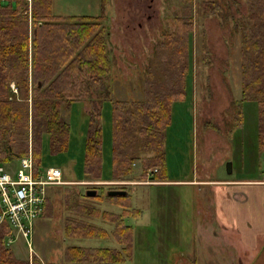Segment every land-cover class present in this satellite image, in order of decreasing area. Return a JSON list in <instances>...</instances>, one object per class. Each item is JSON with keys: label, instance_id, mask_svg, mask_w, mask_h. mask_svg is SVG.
Listing matches in <instances>:
<instances>
[{"label": "rangeland", "instance_id": "374dc122", "mask_svg": "<svg viewBox=\"0 0 264 264\" xmlns=\"http://www.w3.org/2000/svg\"><path fill=\"white\" fill-rule=\"evenodd\" d=\"M206 2L214 4L210 14L200 10ZM30 3L27 0L28 17ZM50 11L60 17L97 18L106 40L108 89L101 84L91 89L88 99L59 107V116L69 126L66 152L51 155L43 139L40 163L43 168L60 169L63 180L75 184L49 188L45 212L33 223L29 246L21 238L11 237L6 248L11 245L21 257L33 252L43 264H62L70 246L117 249L125 258L123 264H246L240 260L227 263L229 257H236L229 247L234 240L220 230L227 227L221 225L217 209V195L221 197L226 186L217 182L264 178L258 106L253 101L240 102L241 36L249 26L245 1L50 0ZM187 18L191 24L190 67L182 80L187 77L183 86L188 82L190 93L173 106L165 132L166 179L170 182L140 180L137 162L133 173L121 180L84 177L83 139L90 106L94 112L101 111L105 179L110 176L108 103L142 102L148 90L146 82L159 89L167 86V77L178 76L182 63H169V58L161 55V44L177 26L176 20L185 23ZM9 89L14 99L20 98L12 83ZM237 110L240 115L235 119ZM136 146L140 153L141 145ZM226 163L231 164L229 175ZM2 165L5 170H15L18 161ZM87 190L95 191V196L86 197ZM109 190L124 191L126 200H107ZM67 218L102 229L108 237H66ZM117 223L130 228L128 255L123 251L125 245L112 238Z\"/></svg>", "mask_w": 264, "mask_h": 264}, {"label": "trees", "instance_id": "16d2710c", "mask_svg": "<svg viewBox=\"0 0 264 264\" xmlns=\"http://www.w3.org/2000/svg\"><path fill=\"white\" fill-rule=\"evenodd\" d=\"M0 1L6 2L5 5L0 3V164L18 161L30 152L33 169L38 172L43 168L40 163L43 139L47 140L51 155L66 152L69 126L59 116V107L88 99L91 89L96 90L107 78L110 66L106 40L99 31L97 18L54 16L50 11V0H31L29 17L27 0ZM244 1L248 8L249 26L245 29L247 33L241 36L240 102L253 101L257 104L258 137L264 148V0ZM200 6L202 12L210 14L214 4L206 2ZM176 21L177 26L161 44V55L168 57L173 66L182 63L178 76L172 74L167 77V86H159V89L146 82L148 90L142 102L108 103L110 176L105 179L102 176L101 111L94 112L90 106L83 139L84 177L90 180H121L133 173L132 166L137 162L140 180L168 181L164 158L165 132L171 122L173 106L183 102L186 94L190 93L188 82L183 86L187 77L184 80L182 77L190 67L191 24L188 18L185 23ZM10 83L19 92L17 100L9 89ZM239 115L237 110L235 119ZM137 144L142 147L140 153L136 152ZM152 170L154 172L149 174ZM106 199L125 201L126 197ZM115 228L112 238L125 245L123 251L128 255L130 228L121 223H117ZM64 232L66 237H108L102 229L73 218L66 219ZM8 237V228L0 225V264L13 263L4 241ZM64 254L66 258L62 264L125 262L123 255L112 248L70 246ZM33 264H39L38 260L33 259Z\"/></svg>", "mask_w": 264, "mask_h": 264}, {"label": "crops", "instance_id": "0c3cea01", "mask_svg": "<svg viewBox=\"0 0 264 264\" xmlns=\"http://www.w3.org/2000/svg\"><path fill=\"white\" fill-rule=\"evenodd\" d=\"M101 84L104 90L108 89L106 79ZM104 104L101 102V105ZM217 183L226 185L221 197L217 195V209L220 210L221 225L225 224L227 227H222L220 230L229 234V237L234 240L229 247L232 248V253L236 257H229L227 263H236V260H240L245 261L246 264H264V178L237 179ZM10 246L9 253L13 263L8 264H33V259L43 264L41 258L33 252L26 257H21L20 253ZM28 252L30 253V249ZM229 252L228 249V254Z\"/></svg>", "mask_w": 264, "mask_h": 264}, {"label": "built area", "instance_id": "2783aa9c", "mask_svg": "<svg viewBox=\"0 0 264 264\" xmlns=\"http://www.w3.org/2000/svg\"><path fill=\"white\" fill-rule=\"evenodd\" d=\"M69 184L75 182L64 181L61 170L56 167L35 172L30 152L18 160L15 170L9 167L5 170L0 164V225L4 224L10 231L5 245L13 237L21 238L28 247L33 223L43 214L49 188Z\"/></svg>", "mask_w": 264, "mask_h": 264}, {"label": "water", "instance_id": "95a60500", "mask_svg": "<svg viewBox=\"0 0 264 264\" xmlns=\"http://www.w3.org/2000/svg\"><path fill=\"white\" fill-rule=\"evenodd\" d=\"M225 173L227 175H229L231 173V164L230 163L225 164ZM84 195L86 197H93V196H95V191L87 190V191H85ZM125 195H126V193L122 190H109L106 192L107 197H122Z\"/></svg>", "mask_w": 264, "mask_h": 264}]
</instances>
